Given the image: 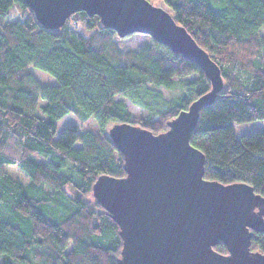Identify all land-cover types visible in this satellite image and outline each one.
I'll list each match as a JSON object with an SVG mask.
<instances>
[{"label": "trees", "instance_id": "obj_1", "mask_svg": "<svg viewBox=\"0 0 264 264\" xmlns=\"http://www.w3.org/2000/svg\"><path fill=\"white\" fill-rule=\"evenodd\" d=\"M162 1L225 84L190 140L205 155L204 178L245 183L264 197V130L235 133L236 125L264 120V0ZM117 37L98 16L79 12L52 30L23 0H0V264H117L119 227L92 195L100 176H125L109 128L131 123L159 134L211 91L202 69L168 47L151 39L123 50ZM32 69L57 84H40ZM176 86L181 94L164 100L160 88ZM116 97L150 114L136 118ZM68 114L93 120L99 131L68 125L58 135ZM215 250L228 253L223 243ZM251 250L264 254V232L253 235Z\"/></svg>", "mask_w": 264, "mask_h": 264}, {"label": "water", "instance_id": "obj_2", "mask_svg": "<svg viewBox=\"0 0 264 264\" xmlns=\"http://www.w3.org/2000/svg\"><path fill=\"white\" fill-rule=\"evenodd\" d=\"M23 1L48 29L85 12L120 38L147 35L197 64L211 83L166 131L154 134L131 123L109 128L125 176H100L92 195L119 227L117 264H264V254L251 250L253 235L264 232V197L245 183L206 180L205 155L190 142L201 110L225 86L220 68L192 35L149 0ZM219 243L227 254L215 250Z\"/></svg>", "mask_w": 264, "mask_h": 264}, {"label": "rangeland", "instance_id": "obj_3", "mask_svg": "<svg viewBox=\"0 0 264 264\" xmlns=\"http://www.w3.org/2000/svg\"><path fill=\"white\" fill-rule=\"evenodd\" d=\"M150 2L155 5L162 7L166 9L167 11H170V9L164 4L162 0H150ZM80 29L82 31H87L85 30L82 26H80ZM262 36H264V27L261 30ZM86 36L90 34V32H85ZM116 42L118 46L123 49V50H141L143 47H145L147 44L151 43V38L147 35L144 34H132L129 36H126L124 38L117 37ZM32 73L37 79V81L42 84V85H56L57 81L55 80L54 77L49 75L46 72H43L38 69H32ZM191 78H194V76H191ZM177 87V86H176ZM160 91L162 93L163 99L168 100V99H173L178 97L181 94V89L179 87L173 88V89H165V88H160ZM117 101H123L126 103L128 106V109L130 112L136 117V118H141L144 116L149 115V111L145 108H142L136 104H134L132 101L125 97H116L115 98ZM45 102L43 100L40 101V104L43 105ZM158 108L160 109H165L166 105H163L161 103L157 104ZM68 125H76L78 126L82 131H93L97 133L99 131V127L93 120H88V121H82L81 119L77 118L76 116L72 114H68L65 117H63L60 121H58V131L57 134L60 135L62 132L63 128L68 126ZM258 130H264V120L260 121H254V122H249V123H244L241 125H236L235 126V133L238 136L247 134V133H252ZM6 171L15 178H19L22 182L27 183L29 179L26 177V175L17 167L14 165H6Z\"/></svg>", "mask_w": 264, "mask_h": 264}]
</instances>
